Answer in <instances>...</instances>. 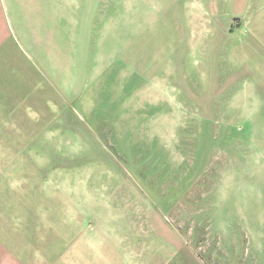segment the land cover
Returning a JSON list of instances; mask_svg holds the SVG:
<instances>
[{"label": "rangeland", "instance_id": "374dc122", "mask_svg": "<svg viewBox=\"0 0 264 264\" xmlns=\"http://www.w3.org/2000/svg\"><path fill=\"white\" fill-rule=\"evenodd\" d=\"M12 2L0 264H264V1Z\"/></svg>", "mask_w": 264, "mask_h": 264}, {"label": "crops", "instance_id": "0c3cea01", "mask_svg": "<svg viewBox=\"0 0 264 264\" xmlns=\"http://www.w3.org/2000/svg\"><path fill=\"white\" fill-rule=\"evenodd\" d=\"M19 9L26 11V1L27 0H17ZM197 1V0H195ZM201 5L202 0H198ZM264 1V0H262ZM12 0H0V77L5 78L6 73H9V67L12 65L16 68L15 73H17L20 77L21 73L24 74V69L27 64V56L28 52L25 50L28 44V38H27V32H25L26 26H27V20L28 17L24 12L18 13V17L16 16V12L14 9L16 7H13ZM37 7V5L35 4ZM199 4L197 5V7ZM247 8L251 11L254 10L257 4L250 1L249 4H246ZM263 7L260 5V10ZM260 19L255 21L258 23L259 31L261 33L264 32V20L262 17L264 16L263 12H259ZM20 26V27H19ZM35 40V39H33ZM11 46H14L11 48ZM12 49V50H11ZM20 53L21 57L23 59H20L18 57V54ZM2 75V76H1ZM1 89H4V87H0ZM2 100H0V105H5L9 103L8 101L5 102L3 99L4 97H0ZM0 113H2L3 116L0 118H3L5 116V109L0 110Z\"/></svg>", "mask_w": 264, "mask_h": 264}]
</instances>
